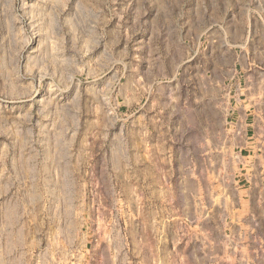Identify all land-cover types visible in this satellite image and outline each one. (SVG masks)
<instances>
[{
    "label": "rangeland",
    "instance_id": "obj_1",
    "mask_svg": "<svg viewBox=\"0 0 264 264\" xmlns=\"http://www.w3.org/2000/svg\"><path fill=\"white\" fill-rule=\"evenodd\" d=\"M263 33L264 0H0V264H135L115 259L139 221L115 193L138 143L219 148L202 216L179 187L196 162H172L173 240L202 218L204 246L172 264H264V119L244 136L232 113Z\"/></svg>",
    "mask_w": 264,
    "mask_h": 264
},
{
    "label": "crops",
    "instance_id": "obj_2",
    "mask_svg": "<svg viewBox=\"0 0 264 264\" xmlns=\"http://www.w3.org/2000/svg\"><path fill=\"white\" fill-rule=\"evenodd\" d=\"M264 37V33H263ZM238 76V87L235 92L233 115L238 119L244 120L241 127V134L249 136L253 131V126L248 121L253 119H264V57L253 56L248 58L242 71ZM253 144L247 142L242 149H251ZM177 145L159 144V143H138L135 144V170L131 175V180L126 185L116 189V197L135 198V239L133 253L125 254L124 245L117 248L115 259L126 260L133 259L135 264H172L173 262L188 263L191 261L201 262L204 246L200 241V234L203 231L202 218L194 222H182L176 230L184 231L183 234H177L176 239L172 237V200L175 198V181L172 179L171 166L173 160L184 159L195 161V169L191 177L185 173L180 178V190L186 199H189L188 205L195 208L196 214L203 215V177L199 174L200 161L206 160L211 163L212 181L218 177L219 148L213 144H195L194 154L186 148L187 152L176 154ZM230 151H234L230 149ZM215 163V166H214ZM187 166V162L184 164ZM214 170L215 173L214 174ZM195 181L199 184L196 191H192L189 182ZM218 189V187H216ZM218 193H212V199L218 198ZM142 200H147L143 203ZM193 200V201H191ZM213 204V203H212ZM187 207V204H185ZM198 212V213H197ZM212 215L217 211L211 209ZM187 214V212H186ZM143 217V222L140 216ZM137 216V217H136ZM142 231V233H140ZM137 232V234H136ZM188 232H195L193 235L195 241L190 242L191 238ZM193 247V250L191 249ZM190 249V252L188 250ZM191 251L193 254H191ZM124 252V253H123ZM193 257V258H192ZM134 264V263H133Z\"/></svg>",
    "mask_w": 264,
    "mask_h": 264
}]
</instances>
